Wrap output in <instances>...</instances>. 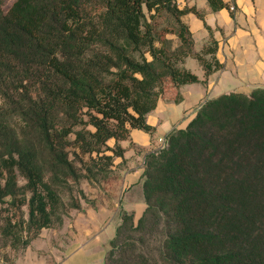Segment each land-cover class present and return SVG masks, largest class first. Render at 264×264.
<instances>
[{
    "label": "trees",
    "instance_id": "trees-1",
    "mask_svg": "<svg viewBox=\"0 0 264 264\" xmlns=\"http://www.w3.org/2000/svg\"><path fill=\"white\" fill-rule=\"evenodd\" d=\"M188 12L202 18L178 0H13L6 10L0 0L3 236L26 245L61 221L58 188L106 177L118 141L151 130L163 78L205 82L221 68L215 40L193 51ZM163 139L143 158L144 208L121 212L103 264H264V87L206 98ZM69 151L87 156L84 172Z\"/></svg>",
    "mask_w": 264,
    "mask_h": 264
},
{
    "label": "crops",
    "instance_id": "crops-1",
    "mask_svg": "<svg viewBox=\"0 0 264 264\" xmlns=\"http://www.w3.org/2000/svg\"><path fill=\"white\" fill-rule=\"evenodd\" d=\"M178 1L181 6H194L202 13L201 19L191 12L181 16L191 33L193 51H198L210 39L215 40L218 47L214 56L222 66L208 74L205 83L199 81L179 86L168 83L157 98L155 107L145 116L151 130L130 129L128 137L118 141L122 148L121 156H116L121 161L118 178L121 195L130 192L136 179L142 176L143 158L160 145L159 138H165L174 128L184 127L206 98L230 91L248 94L254 87H264V0H233L232 11L225 6L211 11L206 0ZM222 1L226 3L228 0ZM192 68L194 74L203 79V69L197 60ZM124 208L120 212L138 217L144 201L133 209L131 204H125ZM93 209L88 207L83 218H77V234H72L63 245L62 258L55 264L103 263L109 235L103 236L102 227L99 228L96 220L86 215L97 218L98 211H111L112 208L99 204Z\"/></svg>",
    "mask_w": 264,
    "mask_h": 264
},
{
    "label": "rangeland",
    "instance_id": "rangeland-1",
    "mask_svg": "<svg viewBox=\"0 0 264 264\" xmlns=\"http://www.w3.org/2000/svg\"><path fill=\"white\" fill-rule=\"evenodd\" d=\"M12 1L13 0H1V9L6 10ZM159 35L161 38H170L173 42L175 40L173 34L170 33L159 31ZM195 63L196 60L194 58L186 57L183 65L194 73L192 66ZM168 83H170L168 79L163 78V89ZM69 136V139H71L72 135ZM111 140L112 139H108L106 141L109 146L112 145ZM68 148L72 151V147L69 146ZM105 153L107 154L109 152L106 151ZM69 156L74 160L75 165L83 171L81 161L87 160V156L79 155V157H73L71 152ZM120 164L121 161H118V157L114 156L112 157L108 169H106V177L101 173H95L94 177L90 179L80 178L77 186L71 187V190H67L65 186L58 188L57 191L63 203L61 208V221H54L49 226L40 228L37 235L31 238L26 245H22L18 240L12 241L10 237L1 234L5 218L9 217L11 212L4 210L3 207L5 205L0 204V264H55L62 258L63 245L67 244L72 234H77L76 230L79 229L77 218H83L82 216L85 214L88 207L93 209L94 206L99 204L109 205L112 210L98 211L97 218L91 215H86V217L96 220L99 228L102 227L104 231V233L101 234L103 236L104 234L106 236L109 235L108 237L110 239L113 236L116 225L120 221V211L121 209H125V204H131V209L138 203L143 204L141 193L142 176L136 179L130 192H127V194L123 193V195H121V192L119 193L118 186L120 187V184L118 178ZM22 182L23 181L18 178V183ZM67 182L72 183L70 177H67ZM74 202L77 204V207ZM22 210L23 218H25L26 213L24 206H22ZM136 217L137 216H134V219ZM101 234L99 233V236H101ZM10 235L16 236L18 233H10ZM23 238H25V231L21 232V239ZM107 248L108 241L105 244L104 254Z\"/></svg>",
    "mask_w": 264,
    "mask_h": 264
},
{
    "label": "built area",
    "instance_id": "built-area-1",
    "mask_svg": "<svg viewBox=\"0 0 264 264\" xmlns=\"http://www.w3.org/2000/svg\"><path fill=\"white\" fill-rule=\"evenodd\" d=\"M226 4H227V9L228 10H233L234 9V4H233V0H228L227 2H226ZM159 143H160V145H163V143H164V139L163 138H159Z\"/></svg>",
    "mask_w": 264,
    "mask_h": 264
}]
</instances>
